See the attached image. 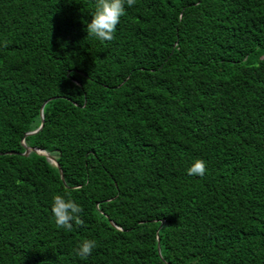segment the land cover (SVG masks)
I'll list each match as a JSON object with an SVG mask.
<instances>
[{
    "label": "trees",
    "instance_id": "1",
    "mask_svg": "<svg viewBox=\"0 0 264 264\" xmlns=\"http://www.w3.org/2000/svg\"><path fill=\"white\" fill-rule=\"evenodd\" d=\"M95 5L0 0V264H264V0Z\"/></svg>",
    "mask_w": 264,
    "mask_h": 264
},
{
    "label": "clouds",
    "instance_id": "2",
    "mask_svg": "<svg viewBox=\"0 0 264 264\" xmlns=\"http://www.w3.org/2000/svg\"><path fill=\"white\" fill-rule=\"evenodd\" d=\"M125 4L132 7L136 0H96L95 11L92 14L91 23L87 24L86 31L88 36H93L100 41L110 42L115 38L117 25L120 18L126 14ZM6 46V44H5ZM206 172V163L203 160H196L193 165L187 169V175L200 176ZM55 224L57 228H63L72 231L73 223L82 225L81 215L83 208L73 199H66L59 194L53 197L51 206ZM96 241L93 239H83L77 243L74 252L75 255L86 259L96 247Z\"/></svg>",
    "mask_w": 264,
    "mask_h": 264
},
{
    "label": "water",
    "instance_id": "3",
    "mask_svg": "<svg viewBox=\"0 0 264 264\" xmlns=\"http://www.w3.org/2000/svg\"><path fill=\"white\" fill-rule=\"evenodd\" d=\"M44 106H45V105H44ZM41 118H42V124H41V127H40L38 130L34 131V132H30V133H28L26 136H32V135H35V134L39 133V132L43 129V126H44L43 108H42V110H41ZM23 145H24V147H25V149H26V152H25L24 156H28L31 152H36V153H38V154H41V155L45 156V157L48 159V161H49L50 163H52L53 165H55L56 167H58L59 170H60V166L58 165V163L56 162V160H55L54 157H52L51 155L46 154V153H44V152H41V151H38V150H35V149H32V148L27 147L24 141H23ZM60 172H61V171H60ZM61 177H62V174H61ZM62 179H63V178H62Z\"/></svg>",
    "mask_w": 264,
    "mask_h": 264
},
{
    "label": "rangeland",
    "instance_id": "4",
    "mask_svg": "<svg viewBox=\"0 0 264 264\" xmlns=\"http://www.w3.org/2000/svg\"><path fill=\"white\" fill-rule=\"evenodd\" d=\"M39 151V150H38ZM42 152V151H41ZM56 160V159H55Z\"/></svg>",
    "mask_w": 264,
    "mask_h": 264
}]
</instances>
